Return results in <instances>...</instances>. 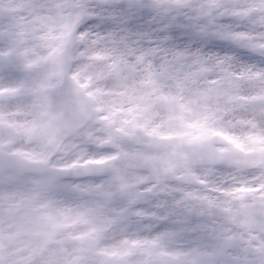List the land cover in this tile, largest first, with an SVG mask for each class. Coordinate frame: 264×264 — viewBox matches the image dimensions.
<instances>
[{
    "label": "snow or ice",
    "instance_id": "obj_1",
    "mask_svg": "<svg viewBox=\"0 0 264 264\" xmlns=\"http://www.w3.org/2000/svg\"><path fill=\"white\" fill-rule=\"evenodd\" d=\"M0 264H264V0H0Z\"/></svg>",
    "mask_w": 264,
    "mask_h": 264
}]
</instances>
